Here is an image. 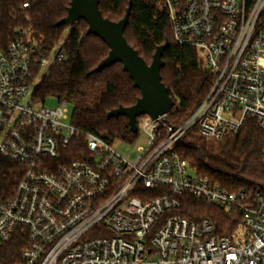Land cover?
Listing matches in <instances>:
<instances>
[{
  "label": "built area",
  "instance_id": "built-area-1",
  "mask_svg": "<svg viewBox=\"0 0 264 264\" xmlns=\"http://www.w3.org/2000/svg\"><path fill=\"white\" fill-rule=\"evenodd\" d=\"M164 3L175 42L198 52L213 82L180 125L141 116L148 148L131 162L74 125L68 103L33 100L62 52H41L23 31L0 51V159L18 168L0 199V264H264V192H230L176 150L192 128L221 140L248 118L264 127V0ZM184 195L240 220L221 235L178 213Z\"/></svg>",
  "mask_w": 264,
  "mask_h": 264
},
{
  "label": "trees",
  "instance_id": "trees-1",
  "mask_svg": "<svg viewBox=\"0 0 264 264\" xmlns=\"http://www.w3.org/2000/svg\"><path fill=\"white\" fill-rule=\"evenodd\" d=\"M129 1H132V9L124 35L139 55L151 64L157 47L169 42L163 55L165 66L161 76L175 101L167 121L180 125L207 96L213 75L202 67L194 48L175 42L164 0H99V8L105 18L119 21L126 14ZM70 2L0 0V51H5L9 42L23 31L34 39L41 52H52L69 29L57 49L64 54L63 60L50 66L41 76L33 100L41 104L48 99L68 103L74 108L71 122L83 131L112 145L117 141L133 144L139 133L130 131L128 119L108 118V113L120 106L134 105L141 97L140 90L120 63L88 75L108 55L109 48L99 37L87 33L88 25L84 20L69 27L56 26L67 15ZM263 147L264 127L255 118H248L239 132L229 133L221 140L204 138L192 128L176 150L198 175L230 192L241 189L264 192ZM76 148L85 151L83 139ZM17 173V165L0 159V199L12 195ZM181 198L179 214L191 220L208 218L221 235L232 232L240 220L225 209L209 207L190 195Z\"/></svg>",
  "mask_w": 264,
  "mask_h": 264
},
{
  "label": "water",
  "instance_id": "water-1",
  "mask_svg": "<svg viewBox=\"0 0 264 264\" xmlns=\"http://www.w3.org/2000/svg\"><path fill=\"white\" fill-rule=\"evenodd\" d=\"M132 1H129L126 14L119 21L105 18L99 8V0H71L67 15L56 23L57 27L71 26L78 20L88 25V34L99 37L109 48L108 55L88 72H100L117 63L129 75L141 97L130 107L120 106L108 113V118L126 117L132 133H137V118L149 115L156 119L168 115L175 101L162 82L161 69L165 66L163 55L169 47L166 41L157 47L151 64H148L127 41L124 32L129 23Z\"/></svg>",
  "mask_w": 264,
  "mask_h": 264
},
{
  "label": "rangeland",
  "instance_id": "rangeland-1",
  "mask_svg": "<svg viewBox=\"0 0 264 264\" xmlns=\"http://www.w3.org/2000/svg\"><path fill=\"white\" fill-rule=\"evenodd\" d=\"M69 29H66L62 38L60 39L59 43L55 46L53 51H56L58 48L61 47L64 40L66 39L68 35ZM36 81L34 83V86L31 88V93L34 92L35 86L37 85ZM58 101L56 99H48L44 106L53 108L57 105ZM73 106L68 104V111L70 115L73 113ZM114 149L121 154L122 157H124L128 161H133L134 158L140 154H142L147 148H148V136L141 130L138 139L133 144H127L121 141H117L113 145Z\"/></svg>",
  "mask_w": 264,
  "mask_h": 264
}]
</instances>
